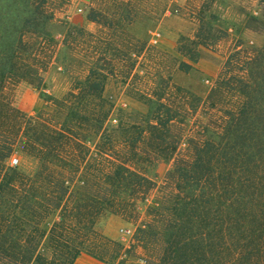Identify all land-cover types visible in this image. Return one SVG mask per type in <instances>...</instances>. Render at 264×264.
<instances>
[{"label": "trees", "instance_id": "1", "mask_svg": "<svg viewBox=\"0 0 264 264\" xmlns=\"http://www.w3.org/2000/svg\"><path fill=\"white\" fill-rule=\"evenodd\" d=\"M54 16L49 0H0V264H75L83 253L136 264L128 263L134 246L101 230L112 215L137 225L143 264H264V43L237 44L202 97L173 75L229 37L214 14L200 17L175 53L131 30L157 18L138 0H94L88 20L98 31L69 25L62 43L47 28ZM76 36L90 39V62L68 92L44 94L37 115L18 108L11 88L42 89ZM119 76L149 110L120 107L111 124L107 83ZM17 155L35 166H15ZM172 160L161 184L149 175Z\"/></svg>", "mask_w": 264, "mask_h": 264}, {"label": "rangeland", "instance_id": "2", "mask_svg": "<svg viewBox=\"0 0 264 264\" xmlns=\"http://www.w3.org/2000/svg\"><path fill=\"white\" fill-rule=\"evenodd\" d=\"M138 2L140 8L148 10L151 16H157V18L154 17V21H148L143 18L138 19L131 28L134 33L141 37L145 36L149 41L151 32L154 30L160 31L163 35H176L177 41L182 36L193 37L197 31L200 17L205 16V18H208L212 13L216 16V19L219 14H222L236 22L234 31L236 34L238 33V35L232 37L233 41L227 56L233 52L237 44H242L240 48L244 50H253L261 46L264 42V0H175L172 4V9L176 7L179 8L181 10L179 13L166 14V12H161L158 15L155 12L162 7H168L170 5L167 0H161L162 4L160 7L155 0H138ZM206 2H209L211 6L210 12H200L202 6L206 4ZM228 4L231 5V7H227ZM49 5L55 16L54 19L49 22L47 28L60 43L63 42L64 35L69 25H75L91 32L98 31V25L88 20V14L91 6L94 5V0H49ZM226 29L228 30V28ZM228 32L230 37L231 31L228 30ZM245 32H247V34ZM71 40L73 42L72 46L70 48L62 46L59 52V59L55 57L52 64L49 65L48 70L44 74L45 81L42 89H37L25 81L19 82L11 88L10 95L18 108L32 115H37L42 110L47 109L48 105L45 101L46 97L44 94L49 93L56 97H62L72 87V78L81 75L82 71L90 62V58L87 56L89 52L87 51L85 53V48L90 44V39L86 36L84 38L76 36L75 39L71 38ZM155 46L166 51L159 45ZM210 49L213 51L220 50L218 45ZM216 64L218 65V62H216ZM120 68L121 67H119V69ZM211 73V71H207L203 74L204 81L197 79L196 74L187 76L183 74L184 78L177 77V81L181 83H186L183 81L188 80L194 81V87H196L197 91L202 93L203 87L207 86L205 80L207 78L212 79ZM217 77L218 76L209 80L208 84L213 87ZM121 79L122 77L120 76L115 77L107 83V93L113 97V101L117 108L110 121L111 124H116L118 122V108L120 107L134 113H146L149 110L148 104L127 95L126 89L128 85L121 83ZM132 82H134L133 85L131 84L132 88L138 86V80H132ZM182 147L184 148L185 145ZM14 157L19 161L21 159L22 163L20 165L23 168L32 169L35 166L34 161L28 157L22 158L21 155ZM173 163V160L161 161L154 168L150 169L149 175L156 182L161 184L167 172L172 169ZM14 165L16 166V164ZM153 199L154 196H151L150 200L141 205L143 217L146 216L147 208L153 203ZM106 222L107 220L101 225V230L103 232ZM127 223L132 226L135 235L137 225L131 222ZM134 235H127L125 237V242L127 243L125 246H134L132 247V255L128 257V263L143 264L144 261L141 258L145 255L141 248L135 246L136 241Z\"/></svg>", "mask_w": 264, "mask_h": 264}, {"label": "crops", "instance_id": "3", "mask_svg": "<svg viewBox=\"0 0 264 264\" xmlns=\"http://www.w3.org/2000/svg\"><path fill=\"white\" fill-rule=\"evenodd\" d=\"M227 7H231V5L228 4ZM235 23L236 22L233 21L232 19H229V17L223 16L222 14L218 15L215 25L218 27L228 28V30L231 31L230 37L220 42V44L218 45L220 48L219 51H213L210 48L203 47L202 55H200V58L197 62L193 63L194 68L191 71L189 72H184L181 70L176 71V73L174 74V81L176 84L191 90L192 92H194L195 94L199 96L205 97L208 95L210 89L212 88V85L208 84L209 80H212L216 76L219 75L228 57L227 56L228 50H230L229 48L231 47V44L233 41L232 37H235V35H238V33L236 34V32L234 31ZM245 33L247 34V32ZM177 42L178 41H177L176 35L173 36V34H171V36L170 35L168 36V35L162 34L157 45H159L166 51L175 53L177 49ZM216 62H218V65L216 64ZM207 71L212 72L211 73L212 79L207 78L205 80L207 86L203 87L202 93L200 91H197L196 87H194L195 86L194 81H191V80L183 81L186 83H181L177 81V77L184 78L183 74H185L186 76L196 74L197 79L204 81L203 74ZM128 229L131 230V235H132V233H134V229L132 228V226H130L129 223H127V221H125L120 216L112 215L107 218V222L104 226V233L112 239H115V240L121 241L124 244H127L125 242V237L127 235L124 234V231ZM75 264H109V263L100 261L87 253H83L78 257Z\"/></svg>", "mask_w": 264, "mask_h": 264}, {"label": "built area", "instance_id": "4", "mask_svg": "<svg viewBox=\"0 0 264 264\" xmlns=\"http://www.w3.org/2000/svg\"><path fill=\"white\" fill-rule=\"evenodd\" d=\"M168 1V3L170 4L168 7H167V9H166V14H172V13H179L181 10L179 9V8H173L172 9V4L174 3V1L175 0H167ZM161 36H162V33L160 32V31H158V30H154V31H152L151 32V38H150V44L151 45H157L158 44V42H159V39L161 38ZM12 163L13 164H17L18 163V159L17 158H13L12 159ZM124 234L125 235H131V230H125L124 231ZM132 235H134V233H132Z\"/></svg>", "mask_w": 264, "mask_h": 264}]
</instances>
